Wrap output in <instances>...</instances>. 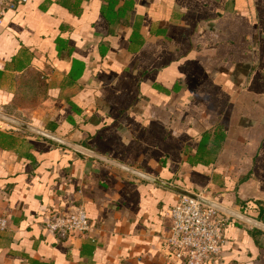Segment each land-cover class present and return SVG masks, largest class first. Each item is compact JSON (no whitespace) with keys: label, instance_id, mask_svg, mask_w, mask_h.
I'll use <instances>...</instances> for the list:
<instances>
[{"label":"crops","instance_id":"obj_1","mask_svg":"<svg viewBox=\"0 0 264 264\" xmlns=\"http://www.w3.org/2000/svg\"><path fill=\"white\" fill-rule=\"evenodd\" d=\"M0 110L264 225V0H27L0 27ZM179 195L0 122V264H177ZM83 209L57 242L43 220ZM207 264H264L226 218Z\"/></svg>","mask_w":264,"mask_h":264},{"label":"built area","instance_id":"obj_2","mask_svg":"<svg viewBox=\"0 0 264 264\" xmlns=\"http://www.w3.org/2000/svg\"><path fill=\"white\" fill-rule=\"evenodd\" d=\"M27 0H0V27L5 9L14 3ZM203 197L202 195L198 194ZM171 221L165 240L166 255L177 264H207L218 260L226 242L225 228L228 216L180 196L168 212ZM45 231L59 243L90 231V223L83 209L75 214L54 212L43 220ZM7 229V220L0 214V232Z\"/></svg>","mask_w":264,"mask_h":264},{"label":"water","instance_id":"obj_3","mask_svg":"<svg viewBox=\"0 0 264 264\" xmlns=\"http://www.w3.org/2000/svg\"><path fill=\"white\" fill-rule=\"evenodd\" d=\"M0 122H3L5 124H7V125H10V126L14 127V128H17V129H21V130L27 131V132L32 133V134H34V135H36V136H38V137H40L42 139H45L47 141H50V142H53V143L58 144L60 146H63L65 148H67V149H70V150H72V151H74L76 153L85 155V156H87L89 158H92V159L97 160L99 162L105 163V164H107L109 166H112V167H115L117 169H120V170H122V171H124V172H126V173H128L130 175H133V176L138 177V178H140L142 180H145L147 182H150V183H153V184L158 185L160 187H163V188H165V189H167L169 191H172V192L176 193L179 196H183V197L195 200V201L199 202L200 204L208 206L210 208H213V209L221 212L222 214H224V215H226V216H228V217H230L232 219H235L237 221H240L242 223L250 225V226H252L254 228H257V229H259V230L264 232V225L263 224H261L260 222L255 221V220H253V219H251V218H249L247 216H244L242 214L236 213V212H234V211H232L230 209H227V208H225V207H223V206H221V205H219L217 203H214V202H212V201H210V200H208V199H206L204 197H201V196H199L197 194H193V193L184 191V190H182V189H180L178 187L169 185V184H167L165 182H162V181H159V180H157V179H155L153 177H150V176H148V175H146L144 173H141L139 171L131 169V168H129L127 166H124L122 164H119V163H117L115 161L109 160V159H107V158H105L103 156H100V155H98V154H96V153H94L92 151H89V150H87V149H85V148H83L81 146H78V145H75L73 143L64 141V140L60 139L59 137H57L55 135L49 134V133L44 132L42 130H39V129L35 128V127L27 125L26 123H23V122H21V121H19L17 119L9 117V116L5 115L4 113H1V112H0Z\"/></svg>","mask_w":264,"mask_h":264},{"label":"rangeland","instance_id":"obj_4","mask_svg":"<svg viewBox=\"0 0 264 264\" xmlns=\"http://www.w3.org/2000/svg\"><path fill=\"white\" fill-rule=\"evenodd\" d=\"M0 112H1V113H4V112H2L1 110H0ZM19 120H20V119H19ZM2 123H3V122H2Z\"/></svg>","mask_w":264,"mask_h":264},{"label":"trees","instance_id":"obj_5","mask_svg":"<svg viewBox=\"0 0 264 264\" xmlns=\"http://www.w3.org/2000/svg\"><path fill=\"white\" fill-rule=\"evenodd\" d=\"M262 221H264V216H263V219H262Z\"/></svg>","mask_w":264,"mask_h":264}]
</instances>
